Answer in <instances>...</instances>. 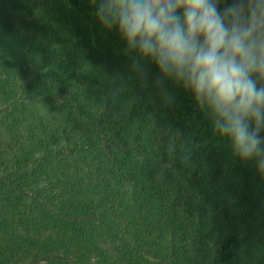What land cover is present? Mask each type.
Here are the masks:
<instances>
[{
	"label": "trees",
	"instance_id": "trees-1",
	"mask_svg": "<svg viewBox=\"0 0 264 264\" xmlns=\"http://www.w3.org/2000/svg\"><path fill=\"white\" fill-rule=\"evenodd\" d=\"M0 264H264V0H0Z\"/></svg>",
	"mask_w": 264,
	"mask_h": 264
}]
</instances>
